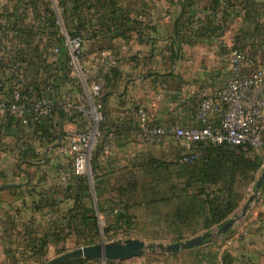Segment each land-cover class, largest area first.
Wrapping results in <instances>:
<instances>
[{
    "label": "crops",
    "instance_id": "crops-1",
    "mask_svg": "<svg viewBox=\"0 0 264 264\" xmlns=\"http://www.w3.org/2000/svg\"><path fill=\"white\" fill-rule=\"evenodd\" d=\"M115 1L132 19L141 22V35L131 31L127 39H116V43L121 40L126 43L128 58L120 69H116L117 75L110 74L112 86L108 83L101 97L113 127L107 132L113 136L110 155L114 165L110 167L132 170L136 169L137 163L149 157L160 158L165 152L177 158L182 149L180 144L176 147V142L172 140L167 141L172 143L170 146H155L134 137L130 127L135 123V117H126L130 108L142 104L149 111L152 122L160 126H200L202 123L195 117L200 98L205 93L217 97L232 77L230 51L241 29L253 32L258 24L264 23V0H251L256 8L253 12L251 9V17L247 21L245 14L240 13V0H232L231 7L221 0L217 5H212L213 0ZM232 11L238 14L232 16ZM178 22L185 38L196 41L192 45L181 42L180 51L175 50ZM219 26L224 28L221 36L216 29ZM98 40L84 37L83 45L96 50ZM39 45L36 53L42 49ZM245 47L254 58L242 69L243 74H249L264 60V41L247 39ZM16 52L22 55L21 44ZM90 53L87 49L88 59ZM24 72L34 73L29 69ZM3 82H0V90ZM67 90L70 88L67 87ZM76 119L77 116L64 123L56 118L53 125L57 130L61 127L75 129ZM6 120L0 113V186L16 185L0 189V264H37V260L53 257L51 250L39 256L50 245V238L67 230V214L74 205L75 176L69 178L68 175L65 179L67 168L64 159H49L57 154L58 146L47 144L42 159L36 138H28L15 126L6 128ZM207 123H218L217 115L210 113ZM64 141V136L57 139L59 143ZM28 145L33 151L32 160H19L21 151L26 150ZM22 165H27V169H23ZM258 172L255 181L246 187V192L250 188L253 190ZM39 173H43L42 181L36 180ZM246 192L229 218L245 204ZM45 237H48L46 245L42 249L34 248ZM222 238L219 258L224 251H228L233 257V264H264L262 187L245 216L236 221Z\"/></svg>",
    "mask_w": 264,
    "mask_h": 264
},
{
    "label": "trees",
    "instance_id": "trees-1",
    "mask_svg": "<svg viewBox=\"0 0 264 264\" xmlns=\"http://www.w3.org/2000/svg\"><path fill=\"white\" fill-rule=\"evenodd\" d=\"M58 6L62 9L63 24L66 32L70 36H77L86 34L89 30H92L91 38H99L97 42L98 48H104L111 51H117L116 39H127L128 33L136 31L138 35H141L140 25L141 22L137 19H132L129 13L125 9L117 4L115 0H57ZM219 0H213L212 5H217ZM227 6H233L232 0H221ZM189 3V1H188ZM190 5V4H189ZM240 6L245 9H249L247 18L251 17V9L255 8L253 3L252 7L248 0H240ZM19 7L14 9V14L19 13ZM210 8H213L211 6ZM256 12V11H255ZM231 13V11H230ZM20 14V13H19ZM238 12L232 11V16H236ZM18 15V14H17ZM16 15V19L17 18ZM19 17V15H18ZM23 18V17H22ZM21 24L17 26L15 21L9 22V29L15 30L18 33L19 41L22 47V55L19 52L13 53V57L20 63L27 62L33 64L37 72L41 71L40 68H45L47 73H56V80H64L65 67L68 59L66 48L63 44V38L58 37L59 26L55 20L51 18L49 21L53 31H50V40L39 53H36V47L40 44L39 41H32V33L30 29L25 28L28 26V20H22ZM249 20V19H248ZM259 26L254 29L253 32H247L240 30V35L236 37V41L233 45L234 48H244L246 46L247 39L258 38L264 41V23L258 24ZM15 26L17 29H15ZM219 31V35L224 32V28L219 26L216 28ZM177 37L175 40V50L180 51L181 42L187 44H194L196 41L187 40L182 32L181 25L177 24L176 28ZM55 33V34H54ZM58 34V35H57ZM199 34V32H197ZM200 36V34L198 35ZM58 46L59 55L54 64L50 61L48 64L44 63L43 66H39L40 63L45 61L44 55L47 47ZM34 54L35 56H33ZM52 65L56 67L53 68ZM39 67V69H37ZM43 73H45L43 71ZM40 74V72H39ZM113 76L118 74L116 69L110 73ZM110 76V75H109ZM107 77V84L111 85V80ZM60 77V78H57ZM57 81V82H59ZM59 84H56L58 87ZM107 86V85H106ZM112 86V85H111ZM110 86V87H111ZM112 88V87H111ZM33 89L37 90L38 87ZM28 89L23 93H28ZM56 92L53 94V98L56 99ZM30 93H28L29 95ZM102 97V96H101ZM99 98V101L103 107V99ZM60 114L59 120L69 119L59 107L55 108V112ZM53 117V115H52ZM46 117L40 119L38 123L31 121L29 127L30 133L28 138H36L47 142L48 144L57 141L58 137L62 134L53 125V118ZM6 128L15 126V128L22 133V125L18 120L7 118L5 122ZM112 125L109 127L111 131ZM105 133V135L107 134ZM262 148H264V130L262 132ZM200 157L189 163H180L178 157L174 160H164L162 158L149 157L148 159L137 163L136 170L128 169H115L106 165L105 167H93V188L97 198L95 208L89 207L84 203V199L88 198L87 191L88 186L84 181L79 178L87 180L85 176L79 177L75 182V188L73 193L74 205L68 211L67 214V228L75 229L77 226H83L87 228L89 226H95L97 221L96 209L98 212L112 213L114 212V221L111 222V228L113 230L119 225H129L133 220L131 211L137 210L141 207L139 204H144V209L152 210L153 205L163 204L166 206V211L163 214V220L168 227L174 229V232L178 235L185 233H192L195 235L198 231H208L213 227L219 228L225 223L229 216L238 207L240 200H242V192L240 184L248 186L251 182L255 181V174L263 165L262 156L259 155L257 149L242 147H234L230 145H212L202 144ZM98 151V150H97ZM19 160H32L33 151L30 148L21 151ZM143 168L145 173H143ZM118 174L119 172H124ZM147 175L144 183H140L138 173ZM149 173V175H148ZM152 175V177H151ZM113 178V182L109 183ZM88 181V180H87ZM156 187V190H149V188ZM147 188L146 195L153 196L156 194L158 197L153 199L145 198L139 203L133 200V196L139 189ZM264 190V184L262 186ZM115 192L118 196L117 199L111 198L109 195H104L105 192ZM152 193V194H151ZM123 195H129L131 197H123ZM142 196V197H143ZM124 198V199H123ZM127 198V199H125ZM132 199V201H129ZM125 200V201H124ZM168 210V211H167ZM194 225L192 231L185 232L184 230ZM229 232V231H228ZM226 232V234L228 233ZM225 235V234H224ZM47 237L39 240L34 248L42 249L46 245ZM208 240V239H207ZM209 264H233V257L224 251L221 257L218 254L210 252ZM72 261H83L82 258L71 259ZM70 260V261H71Z\"/></svg>",
    "mask_w": 264,
    "mask_h": 264
},
{
    "label": "built area",
    "instance_id": "built-area-1",
    "mask_svg": "<svg viewBox=\"0 0 264 264\" xmlns=\"http://www.w3.org/2000/svg\"><path fill=\"white\" fill-rule=\"evenodd\" d=\"M27 24L30 31H39L44 27L39 29L41 23L33 19H28ZM56 24L67 51V75L76 79L80 92L75 94L72 90L66 91L62 99L56 102L53 98V83L48 80L35 95L23 93L19 85L23 64L0 49V77L5 79V73L9 76L0 90V113L6 118L18 120L24 126L29 125L31 121L38 123L42 118L52 117L56 107H59L66 117L84 118L85 124L81 130L72 129L68 133V151L74 175H85L92 180V150L101 136L99 125L104 122L99 98L112 70L123 66L128 52L127 45L121 40L117 43L116 52L108 49L98 50L92 58L94 64L87 68L81 52L84 36H70L58 20ZM40 45L43 48L45 43ZM45 49V61L41 63L48 64L52 61L54 64L60 52L59 47L50 46ZM248 51L246 47L231 49L229 65L232 77L226 81L217 97L205 93L200 98L195 110L196 119L202 123L200 126L154 124L146 107L137 104L130 108L126 116L128 119L135 117L130 133L147 145L159 146L168 140L180 144V163L197 160L202 144L230 145L243 149L260 148L264 130V60L249 74H243V67L254 61ZM40 70L47 73L44 67ZM210 113L217 115L218 123H207ZM112 137L109 134L104 137L105 154L112 150Z\"/></svg>",
    "mask_w": 264,
    "mask_h": 264
},
{
    "label": "rangeland",
    "instance_id": "rangeland-1",
    "mask_svg": "<svg viewBox=\"0 0 264 264\" xmlns=\"http://www.w3.org/2000/svg\"><path fill=\"white\" fill-rule=\"evenodd\" d=\"M251 4V7L253 5L254 2H252L251 0H248ZM19 7L18 11L19 13H17L19 15L14 14V9ZM58 1L57 0H0V49H3L2 51L9 53L11 55H13V53H15L18 49V46L20 44L19 41V37L18 33L14 30H10L9 28V22L15 21L14 23L16 26L20 23H22L23 21H19L20 18H22V20H28V19H33L34 21H36L37 23H41V26L39 29H41L43 26V28L39 31H31L32 35V41L35 40L36 41H40V43L42 44H47L48 41H54V40H50L51 36H49L50 31H53V28H51V24L49 21L51 18H53L55 20V22L58 20L59 23L63 24V16H62V11L58 8ZM256 8V7H255ZM254 8V9H255ZM16 10V9H15ZM244 13L245 16L244 18L247 21V13L249 12V9H245V8H240V13ZM23 24V23H22ZM15 26V29H17V27ZM29 26L25 27L28 28ZM65 28V27H63ZM29 29V28H28ZM65 31V29H64ZM59 35L58 37H54V39L61 37V33L60 31H58ZM92 30L88 31L86 34H84L85 38H89L91 37L92 34ZM55 34V33H54ZM50 38V39H49ZM84 44V43H83ZM40 46V45H39ZM37 48V47H36ZM40 49V48H39ZM90 51L91 53L89 54L90 58L88 59L86 57V52ZM100 49H104V48H98L95 50V48L93 47H84V45H82V58L83 60H86V67L89 68L93 63V56L95 55V53L100 50ZM126 58H128V55L126 56ZM125 63V61H124ZM22 75L20 77V81H19V85H20V89H22V91L28 89L29 91H27L28 93H30L29 95H35L36 92L39 91V89H41L45 84L46 81L50 80L53 83L54 89L56 92V99L55 101L58 102L62 99L63 97V93H65L67 90V87L70 88V90H72L75 94L79 93L80 88L79 85L76 81V79L70 77L69 75H67V67H65V77L64 80L59 81L60 79L56 80V73H43V71L39 72L36 71V73L34 72V70H36L35 66H33V64H28L27 62L22 63ZM44 64L40 63L39 66H43ZM55 65H52V67L54 68ZM25 69H29L32 72H24ZM37 69H39V67H37ZM5 79L0 80V82L2 83V81H4L3 83H5L8 79L9 76H7V73L4 74ZM60 78V77H57ZM59 81V82H57ZM56 84H59L58 87H56ZM107 85V84H106ZM34 87H38L37 90L33 89ZM27 93V94H28ZM102 113L104 116V122L100 123L99 125V129H100V133L101 136L97 139L96 144L92 150V155H91V170L93 172V167L97 166V167H105L106 165H114V161L111 160V155L109 154H105L104 153V148H105V133L110 130L109 127L111 126V120L108 117L104 106L102 107ZM53 116L52 117L54 119H58L59 120V116L60 114L57 113V111L53 112ZM56 117V118H55ZM73 117H70L69 119H64L63 117V122H68L70 121V119H72ZM75 122V129L77 130H81L85 124V119L78 116L77 119L74 121ZM73 127L67 129V128H60L58 129V132L62 134V136H64L65 141L62 143H59L57 141L53 142L54 145L58 146V148L56 149V155L50 156L49 159H55V157H60L62 159L65 160L66 163V168L67 171H65L64 173L66 174V178L69 175V178L72 176H75L72 169H71V155L68 151V142H67V136L68 133L72 130ZM31 129L29 127V125H25L24 128H22V132L25 133L27 136L30 133ZM39 143L42 142L41 144H37L38 148H39V155L41 156V158L43 159V153H44V149L46 148V145L48 144L47 142L40 140V139H36ZM165 144L167 146L172 145V143H168L165 142ZM164 144V145H165ZM176 147H179V144H174ZM36 146V147H37ZM118 147V146H117ZM31 148L30 145L27 146L26 149ZM114 148L115 144H114ZM98 150V151H97ZM257 151L259 152V155L262 156L263 159V165H264V148L260 147L257 149ZM160 158H164V159H176V157H172V154H169V152H165L163 155L159 156ZM19 163V160H17ZM50 162H53V160H51ZM16 162V164H18ZM30 165V164H27ZM27 165H22L23 169H27ZM262 165V166H263ZM136 170V169H135ZM126 170H124V172H119L118 174H122L125 173ZM143 173H145V169L143 168ZM262 171V167L260 168L259 172L257 175H259ZM149 175V173H148ZM85 176V175H84ZM87 178V176H85ZM138 177H139V181L140 183H144L145 180H147L148 177L147 175L142 173H138ZM152 177V175H151ZM22 179H25L24 176L21 177ZM76 179H78L79 177H76ZM42 181L43 179V173H39L36 175V180ZM81 179V181H84L85 184L88 186V191H87V195L88 198L84 199V203L88 204L89 207H93L95 208L96 203H97V198L95 195V190L93 188V179L90 180L87 178V180H84L83 178H79ZM77 181V180H75ZM113 182V178L110 180L109 183ZM76 185V184H75ZM246 185H243L242 183L240 184V189L241 192L244 193L246 192ZM149 190H156V187L153 188H149ZM253 190L250 188L249 191L246 192V197H248V195L251 194ZM147 193V188H143L142 190L139 189L136 191L135 195L133 196V200L137 201V203H139L142 199L145 198H151L154 197L153 199L157 198L158 196L156 194H152L153 196H143L146 195ZM104 195H109L111 198H115L117 199L118 196L115 192H105ZM143 196V197H142ZM123 197H131L129 195H123ZM124 199V198H123ZM127 199V198H125ZM129 201H132V199H129ZM125 201V200H124ZM141 207H139L137 210H135L134 212L131 211V214L133 215L134 213V217L133 220L131 221V223L129 225H119L120 223H118L117 225L119 227H116V229L113 230L110 229L111 228V222L114 221V212L112 213H106V212H98L96 209V216H97V221L95 223V226H89L87 228H84L83 226H77L75 229H69L66 228L67 230H62L58 233H55L49 241V244L46 249L44 251H42L39 256H44L48 250V252L51 250V257L50 259L65 253L67 251H71L75 248H78L80 246H84V245H92V244H98V243H112V242H117V243H123L126 240H137V241H141L144 243H154V242H161V243H172V242H178V241H186L188 239H191L197 235H201L203 233L206 232H210V231H216L217 227H213L208 231H199L198 234L192 235V233H185L182 235H178L174 232V229H172L171 227H168L167 224L164 222L163 218V214L164 211H166V206L163 204H157V205H153L151 207L152 210H148L144 209V204H139ZM168 211V210H167ZM240 213V209L235 212V214H239ZM234 216V214H233ZM68 227V226H67ZM194 225H191L190 227H188L187 229H185V232H190V230L192 231ZM226 234V233H225ZM224 235V234H223ZM217 236L212 238L211 240H207L204 239L202 241V243L198 246H195L193 248L190 249H186V250H181L179 252L176 253H162V252H158V251H146L144 252L142 255L140 256H136V257H132V258H125V259H106V260H101V259H84L83 261L79 262V261H71L68 260L63 264H209L210 261V252L212 253H216L219 254L218 252H220V245L222 243L223 238L221 239V237L223 236ZM48 238V237H47ZM224 241V240H223ZM222 246V245H221ZM50 248V249H49ZM48 258L45 259H41V260H37V264H44L45 262H47L48 260H50Z\"/></svg>",
    "mask_w": 264,
    "mask_h": 264
},
{
    "label": "water",
    "instance_id": "water-1",
    "mask_svg": "<svg viewBox=\"0 0 264 264\" xmlns=\"http://www.w3.org/2000/svg\"><path fill=\"white\" fill-rule=\"evenodd\" d=\"M264 184V165L262 166V171L257 177L255 186L250 195H248L245 204L242 206L240 213L235 214L230 217L225 223H223L216 231H210L197 235L186 241H178L172 243H144L137 240H126L123 243H98L92 245H84L75 248L71 251L62 253L44 264H63L70 259L75 258H85V259H125L132 258L142 255L146 251H158L162 253H176L181 250H186L198 246L202 243L204 239L211 240L214 237L221 236L228 232L230 228L238 221L241 217L245 216L252 202L257 198L259 191ZM16 184H6L0 186V189L4 187H12Z\"/></svg>",
    "mask_w": 264,
    "mask_h": 264
}]
</instances>
